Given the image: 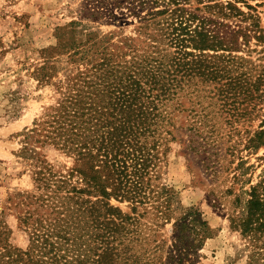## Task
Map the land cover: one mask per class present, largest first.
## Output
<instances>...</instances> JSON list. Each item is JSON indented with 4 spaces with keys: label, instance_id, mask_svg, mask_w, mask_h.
<instances>
[{
    "label": "trees",
    "instance_id": "obj_1",
    "mask_svg": "<svg viewBox=\"0 0 264 264\" xmlns=\"http://www.w3.org/2000/svg\"><path fill=\"white\" fill-rule=\"evenodd\" d=\"M248 1L75 0L54 43L37 49L31 75L52 100L17 133L13 154L32 186L0 208V264H192L213 229L163 169L183 129L186 148L218 153L209 105L242 94L264 110V63L244 55L263 31L236 4L254 10ZM253 133L248 145H264V128ZM50 150L71 165L56 167ZM259 177L227 213L244 264L264 262V169ZM7 210L25 246L11 242Z\"/></svg>",
    "mask_w": 264,
    "mask_h": 264
},
{
    "label": "rangeland",
    "instance_id": "obj_2",
    "mask_svg": "<svg viewBox=\"0 0 264 264\" xmlns=\"http://www.w3.org/2000/svg\"><path fill=\"white\" fill-rule=\"evenodd\" d=\"M248 3L254 10L241 2L236 4L257 16L264 35V0ZM75 7V0H0V208L10 192L32 186L29 174L23 171L24 162L13 151L20 146L17 133L30 125L52 100V89L48 85L38 86L31 71L42 60L37 49L54 43V27L68 21ZM132 26L128 24L126 31ZM255 42L252 38L255 50L242 54L264 63V41L262 45H254ZM214 92L213 88L211 94ZM243 97L240 94L234 105L227 102L222 106L218 100L204 110H211L208 117L218 131L214 141L219 143L217 154H201L186 148L191 143L187 140L189 130L184 129L179 131V142H171L167 153L164 181L178 191L183 205L196 206L213 229L192 264L245 263L248 251L240 235L230 229L227 213L234 209V197L239 194L243 198L242 189L256 183L264 169V145H248L253 132L264 128V110L261 103L250 110L252 103ZM181 120L186 123L183 117ZM48 157L56 167L71 165V159L59 151L50 150ZM5 215L12 228L11 242L25 246L27 236L17 227L14 214L7 210Z\"/></svg>",
    "mask_w": 264,
    "mask_h": 264
}]
</instances>
